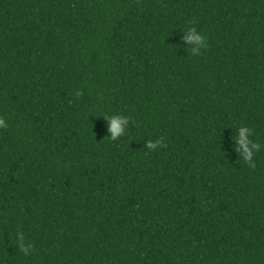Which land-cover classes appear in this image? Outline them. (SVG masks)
Masks as SVG:
<instances>
[{
  "label": "trees",
  "instance_id": "1",
  "mask_svg": "<svg viewBox=\"0 0 264 264\" xmlns=\"http://www.w3.org/2000/svg\"><path fill=\"white\" fill-rule=\"evenodd\" d=\"M0 114V264H264V0H0Z\"/></svg>",
  "mask_w": 264,
  "mask_h": 264
},
{
  "label": "clouds",
  "instance_id": "2",
  "mask_svg": "<svg viewBox=\"0 0 264 264\" xmlns=\"http://www.w3.org/2000/svg\"><path fill=\"white\" fill-rule=\"evenodd\" d=\"M186 39L188 41H192V42H196L198 44H200L202 47L206 48L207 47V43H206V37L201 34L196 32V30H192L189 33H186ZM125 124H129L130 123V118L127 117L124 120ZM8 127V121L6 120V118L0 114V129H4ZM120 123L118 122L117 119L113 118L112 122H111V126H110V131L112 132V136L111 139L112 140H116V133L120 132ZM162 143L161 139H157L155 142L153 141H148V147L149 149H155L158 145H160ZM238 143L242 144L245 146V151L244 153H242V155L244 156V158H250L252 155L255 154V151L258 150L259 145H257L256 143H252V148L249 149L248 148V144L249 141L246 139L245 137V133L243 130H241V134L240 137L238 138ZM253 167H255V164H253ZM19 239H23V236H20Z\"/></svg>",
  "mask_w": 264,
  "mask_h": 264
}]
</instances>
